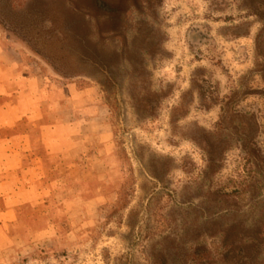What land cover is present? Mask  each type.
<instances>
[{"label": "rangeland", "instance_id": "obj_1", "mask_svg": "<svg viewBox=\"0 0 264 264\" xmlns=\"http://www.w3.org/2000/svg\"><path fill=\"white\" fill-rule=\"evenodd\" d=\"M0 46L89 112L0 130V264H264V0H0Z\"/></svg>", "mask_w": 264, "mask_h": 264}, {"label": "crops", "instance_id": "obj_2", "mask_svg": "<svg viewBox=\"0 0 264 264\" xmlns=\"http://www.w3.org/2000/svg\"><path fill=\"white\" fill-rule=\"evenodd\" d=\"M12 53H15V51L0 46V101L3 102V106L0 108V119L1 117L9 119V124L7 125L0 122V130L8 127L13 133V136H10L5 146L7 145L8 148V146L15 144V140H19L17 130L18 118L36 117L44 120V125L41 127V131H43L41 133L47 135V138L43 136L44 144L48 143L55 147L56 145H60L61 139L71 140L72 136L75 135L68 136L71 127L75 124L72 123L78 120H85L88 117L85 113L89 112L81 110V112H78L80 113L78 115L75 112L74 115L72 113H63V110L68 111L70 107L75 109V102L72 99L65 100L64 92L58 88L59 94L56 96L59 100L52 101L49 111L44 110L45 113L43 115L41 108L46 109L43 107V101L46 97L53 94L50 91L51 86L47 84L43 77L25 75L19 68L16 57ZM11 148L6 150L11 151ZM9 154L12 156V153ZM20 168L22 167L16 168L15 177L4 179L5 181L3 180L4 182L0 188V198L13 199L17 201V205L22 195L29 196L31 192V185L22 186V183L19 182L20 173L23 172ZM31 173L36 175V169H33Z\"/></svg>", "mask_w": 264, "mask_h": 264}, {"label": "trees", "instance_id": "obj_3", "mask_svg": "<svg viewBox=\"0 0 264 264\" xmlns=\"http://www.w3.org/2000/svg\"><path fill=\"white\" fill-rule=\"evenodd\" d=\"M21 176H22V178H24V176H23V172H21ZM259 235H261V233H260Z\"/></svg>", "mask_w": 264, "mask_h": 264}]
</instances>
